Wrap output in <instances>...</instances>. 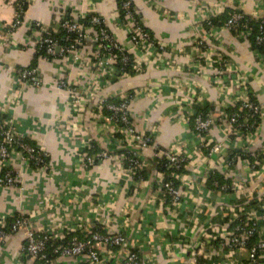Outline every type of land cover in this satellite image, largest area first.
<instances>
[{"label":"crops","instance_id":"0c3cea01","mask_svg":"<svg viewBox=\"0 0 264 264\" xmlns=\"http://www.w3.org/2000/svg\"><path fill=\"white\" fill-rule=\"evenodd\" d=\"M130 1L152 37L180 52L152 56L151 64L132 75L114 73L76 111L67 92L57 88L58 81L67 80L78 93L87 90L96 79L98 49L90 41L84 44L80 63L65 58L35 60L40 32L30 24L40 23L56 32L66 11L76 18L84 14L81 7H92L115 41L130 49L129 21L121 22L117 0H89L83 6L79 0H26L23 24L14 29L16 1L0 0V114H7L23 138L49 156L47 172L13 166L19 172L15 184L0 187V223L25 216L37 233L66 229L81 235L94 228L123 233L125 245L112 249V256L101 264H119L130 250L155 264H246L245 253L227 258L218 244L227 225L224 219L232 221L234 213L256 214L248 208L249 202L264 200V167L253 169L249 161L234 157L242 151L263 152L264 109L250 133L248 149L227 134L225 121L227 111L238 108L244 96L264 104V56L251 48L242 33L222 27L206 30L203 24L207 17L228 10L264 18V0ZM200 41L204 48L193 53ZM84 58L89 59L87 64L82 63ZM223 61L230 70L219 75L215 70L226 69ZM21 69H36L40 84H21ZM220 78L222 87L215 83ZM123 93L132 97L128 113L134 128L152 136L156 151L183 152L187 157L178 181L180 208L164 206L163 174L153 170V149L142 152L145 180L135 181L115 163L120 153L116 150L121 149L115 139L118 134L98 120L94 110L99 100ZM196 107L208 109L214 122L203 136V148L193 133ZM91 141L115 157L83 172L75 153L80 146L88 149ZM220 141L225 142L222 153L208 158L207 149ZM213 173L229 180L231 194L207 189ZM201 238L204 244L197 247ZM23 244L22 232L11 234L0 244V264H39L19 253ZM50 264L89 263L85 257H59Z\"/></svg>","mask_w":264,"mask_h":264},{"label":"built area","instance_id":"2783aa9c","mask_svg":"<svg viewBox=\"0 0 264 264\" xmlns=\"http://www.w3.org/2000/svg\"><path fill=\"white\" fill-rule=\"evenodd\" d=\"M17 15L15 21L11 25V29L18 28L23 24V8L22 3L24 0H15ZM89 0H79L81 6L85 5ZM82 12L95 13L92 7L83 6ZM121 9L125 12V17L127 18V36L130 43V49H125L119 45L112 35L107 33L103 29H98V31L93 32L92 42L96 45V48L100 51L107 52L104 56L98 55L96 58L95 67L98 69L96 71V79L92 82L91 86L87 89L77 92V87L67 80L58 81L57 88L64 89L73 103V110L78 111L81 106L86 104L94 92H96L101 86L105 85L109 81L110 77L116 73V67L121 64L125 67L130 66L133 73H138L143 65L151 64L148 59L152 56H158L162 53L175 54V51L170 46H167L150 36L146 28L142 25L137 15H135V9L130 0L121 1ZM81 14L80 17H83ZM243 15H246L239 11H233L229 14V19L222 26L225 30L236 31L240 26ZM248 16V15H247ZM251 17V16H250ZM209 16L205 20L206 24L210 25ZM101 19L97 16H92L90 20V25L97 27L101 24ZM36 27L43 28L40 23L35 22ZM62 28L67 32H78L80 33V38L78 39V47L74 49L72 46L67 48H59L57 42L52 37L41 38L39 37L37 45L43 47L45 50L44 57L42 60L49 61L48 57L60 58L70 60L72 63H80L83 59L81 55L83 41L88 39V34L83 33V28L75 22L65 21L62 23ZM36 32V30H34ZM245 37L249 35V32L242 33ZM81 39V40H80ZM262 41L261 37H256V42L260 43ZM191 44H189L190 46ZM204 42L200 41L197 43V47L192 50V52H198V47L204 48ZM118 51L121 53L119 59L112 55V51ZM68 56H64V54ZM132 57V62H131ZM86 62V63H85ZM89 59L82 63L87 64ZM226 69L216 68V73L222 75L223 71L230 70L228 64L222 62ZM125 73H121L120 77H123ZM109 77V78H108ZM18 79L21 84H32L38 86L40 84L37 76L36 69H25L19 72ZM216 80V84L219 86L224 83V79L220 78ZM119 103H107L106 99L99 100L96 106L98 120L103 119L105 121V126L111 130L114 134H119L121 137L118 142L121 148H131L133 150V156L127 158L124 154L119 153L116 155L115 163L120 169L126 170L127 172L134 174L137 170H143L146 166L145 158H143L142 152L147 149H153V158H164L167 162V166L174 170L171 175V179L179 181L181 179L180 170H184L188 164L187 157L183 152L177 153L173 151L159 152L156 151L154 147V141L152 136L145 132L137 131L130 119L128 110L129 104L132 100L130 94H119L117 96ZM106 102V104H105ZM105 107L108 111L112 113V117H107L103 115L101 110ZM264 109V104H257L250 101L246 96L240 98V104L237 108L238 113L244 110L249 113L247 116H240L237 113L230 115L227 118L225 127L227 134L232 136L235 141L240 142L244 149H248L249 146L248 138L252 132H242L236 128L238 120H241L242 125H245L249 118L253 116L259 117L262 110ZM214 122L210 117H202L201 115L193 116V133L194 138L198 140V144L201 148L205 147L203 136L211 129ZM23 136L15 128L11 118L7 114H0V187H10L15 184V172L13 166L18 164L24 168H29L34 172L42 173L47 172L49 169V156L43 150L37 148V150L24 142ZM80 144H82L80 142ZM80 148L75 153L77 157L78 165L81 170L87 171L92 168L94 164V159L85 156L80 152ZM225 148V142L220 141L210 146L206 155L208 158L214 155L221 154L222 150ZM264 154V153H262ZM254 155V154H253ZM115 157V156H114ZM96 158L100 162L109 158L107 152L103 151L96 155ZM254 162L251 168L264 167V159L259 158L257 155L253 156ZM222 160V159H221ZM126 164V165H125ZM124 166V167H123ZM14 171V172H13ZM163 188L161 191L162 195L167 194L170 197L171 203L174 207L180 208L182 202V191L173 186L171 181L163 182L160 185ZM221 192L228 190L225 186H220ZM263 196H261L262 198ZM243 219L240 220L241 215L234 213L232 215V221H238L235 225L233 231L228 234L226 227L221 229L222 233L220 235L221 241L218 244L222 254L228 258V256L240 257L242 254H246L247 260L246 264H264V214L257 215L255 213H249L243 215ZM244 220V221H243ZM7 223H0V244H2L11 234L16 232H22L24 237V244L21 246L19 253L28 257L36 262H43L44 264H50L53 260L48 259L46 254L47 244L50 241L62 242L67 236H70V240L66 244L58 246L54 253L56 258L66 257V258H87L89 264H101L103 259L112 256V249L117 247H122L126 243L125 236L121 232L110 234L101 230L100 228H94L92 230H85L83 234L77 235L73 233L72 230H55L49 231L47 233H38L31 226L28 217L19 216L10 225L9 229H6ZM67 231V232H66ZM257 236L258 241L255 244L249 245L248 241L250 238ZM199 246V243H195ZM196 247V246H195ZM54 259V260H55ZM119 264H155L153 260H145L137 254L134 250H130L126 255L121 258Z\"/></svg>","mask_w":264,"mask_h":264},{"label":"trees","instance_id":"16d2710c","mask_svg":"<svg viewBox=\"0 0 264 264\" xmlns=\"http://www.w3.org/2000/svg\"><path fill=\"white\" fill-rule=\"evenodd\" d=\"M121 1L122 0H117V4H118V8H119V14L121 17V22L125 17V12L121 9ZM22 8L23 11L25 10L26 7V0L23 1L22 3ZM233 12V11H226L223 15L219 16V17H215V18H211L210 19V25H206L203 24V26L205 27L206 30L209 29H217L219 27H222L227 20L229 19V14ZM68 11L65 12V14L62 16V18L59 21V28L56 30V32H51L50 29L48 27H44L40 28V27H36L35 23L30 24L31 28H33V30H38L40 32V37L41 38H46V37H52L58 44L59 48H67L69 46H72L74 49L79 48L78 47V39L80 38V33L78 32H67L64 28H62V23L65 21H71L72 23L75 22L77 23L79 26H81L83 28V33H87L89 32L88 39L90 40H84L83 44H82V48L84 46V44L86 45V43H88L90 41V44H92V37L93 34L92 32L98 31V29H103L105 30L107 33L110 34V32L108 31V29L104 26L103 22H101V24L97 27H93L90 25V20L92 16H97L95 13H86L83 15V17H76L74 18L73 16H71L70 14H68ZM135 15H137L135 13ZM98 17V16H97ZM99 18V17H98ZM138 19V17H137ZM147 30V29H146ZM92 31V32H91ZM249 32V35L246 37V40L249 42L251 48L257 52L259 55L264 56V18H254V17H250L247 15H243V19L241 20L240 26L238 27V29L236 31H231L232 33H244V32ZM147 32L150 34V36L152 37L151 33L147 30ZM111 35V34H110ZM256 37H261L262 41L260 43L256 42ZM81 40V39H80ZM92 42V43H91ZM93 47V46H92ZM94 47H96V45L94 44ZM95 51V49H94ZM98 55H100L101 57L104 56L103 58H105V55L107 52H103L100 50H96ZM44 53L45 50L43 47H40L39 45H36V52H35V60H40L41 58L44 57ZM112 55L116 58L119 59L121 53L118 51L113 50L112 51ZM64 56H68V54H64ZM61 58V57H60ZM54 59H58V58H53V57H48V60H54ZM106 59V58H105ZM131 62H132V57H131ZM96 61H94V65H95ZM23 69H21L22 71ZM116 72L118 74H116L117 77H120L121 73H125V74H130L132 75L133 72L130 68V66L125 67L121 64H119L116 67ZM252 101V100H251ZM107 103H113V104H118V98L117 97H113V98H109L106 99ZM105 102V104H106ZM253 103H256L255 101H252ZM101 112L103 113V115L107 116V117H112V113L110 111H108L105 107H103V109L101 110ZM97 113V110L95 108L94 110V114ZM195 115H201L202 117L206 118V117H210L211 114L209 113L208 109L206 108H201V107H196L194 110ZM234 113H237L240 116H247L249 115V113L247 111H243L241 113H238L237 108L236 109H230L227 111V114L230 116ZM228 116V117H229ZM259 123V117L257 116H253L251 118L248 119L247 123L245 125H242L241 120L239 119L237 124L235 125L236 128L238 130H241L242 132H253L254 128L257 126V124ZM121 136L115 135V139L119 140ZM233 139V137H231ZM24 142L28 145H30L31 147L35 148L37 150V147L31 142L28 141L27 139H24ZM122 149V148H121ZM261 150V149H260ZM105 150H103L102 148L99 147V145L95 142V141H91L89 144V148L88 149H84L81 148L80 152L85 155V156H89L91 158L94 159V164H98L100 162V160L98 158H96V155L98 153H101ZM263 152H256L254 153V155H257L259 158L264 159V147L262 148ZM107 152V151H105ZM121 153V152H120ZM124 153V155L127 158H130L133 156V150L131 151H125L122 152ZM108 156H111L113 154L110 155V153H107ZM254 155H249L247 152L242 151L240 154H236L234 155V157H239L240 159H242L243 161L247 160L249 161L251 164H253L254 159L253 156ZM115 156V155H113ZM154 162L152 163L153 165V170L157 171L158 173L163 174V182H168L171 181L173 183L174 187H177L181 190V185L178 181L171 179V175L176 172V170L170 168L167 166V162L164 158H153ZM126 165V164H125ZM180 174L183 173V170L179 171ZM133 175V179L135 181H141V180H145L147 178V172L144 170H137L136 172H134ZM229 180L228 179H224L220 174L218 173H213L212 175L209 176L208 181H207V189H211V190H217L219 189L220 186H225V187H229ZM160 191H163V188H160ZM226 194H231L230 189H228L227 191H225ZM163 198H165V203L164 206L167 207H173L170 197L167 194H164ZM262 203H264V200L262 199H254L251 202H249L248 204V208L252 209L253 211L256 212L257 215H262L264 214V209H262ZM19 216H15L13 219H10L7 222L6 225V229H9L10 225L13 223V221ZM242 216L240 217V220L243 219ZM227 225H226V230L227 233L230 234L233 231V228L235 227L236 224H238V221H228L227 219L223 220ZM244 221V220H243ZM38 235H41L40 233H38ZM70 240V236H67L65 238V240H63L62 242L59 241H50L47 244V248H46V254L48 259L50 260H54L56 257V254L54 253L55 249L62 245V244H66L68 241ZM204 238H201L199 244L203 245L204 244ZM258 241L257 236L255 235L254 237L250 238L248 243L249 245L255 244ZM215 243V242H214ZM199 245V246H200ZM198 247V246H197ZM39 264H44L43 262H39Z\"/></svg>","mask_w":264,"mask_h":264},{"label":"water","instance_id":"95a60500","mask_svg":"<svg viewBox=\"0 0 264 264\" xmlns=\"http://www.w3.org/2000/svg\"><path fill=\"white\" fill-rule=\"evenodd\" d=\"M131 148H122V149H118L116 150V152H125V151H131Z\"/></svg>","mask_w":264,"mask_h":264}]
</instances>
